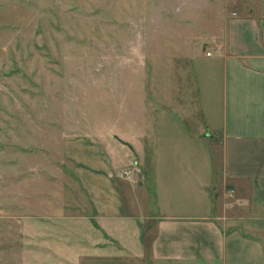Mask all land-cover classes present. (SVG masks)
Wrapping results in <instances>:
<instances>
[{
  "label": "rangeland",
  "instance_id": "obj_1",
  "mask_svg": "<svg viewBox=\"0 0 264 264\" xmlns=\"http://www.w3.org/2000/svg\"><path fill=\"white\" fill-rule=\"evenodd\" d=\"M258 3L0 0V264H144L118 247L88 246L82 234L94 242L95 225L74 220L79 212L65 202L74 185L62 144L115 140L133 152L126 136L136 138L140 126L152 140L156 113H197L196 91L208 116L200 127L191 118L181 127H198L214 144L222 136V74L206 54L225 45L228 19ZM145 143L146 158H132L119 177L152 175V141ZM173 154L186 167L197 163L185 147Z\"/></svg>",
  "mask_w": 264,
  "mask_h": 264
},
{
  "label": "crops",
  "instance_id": "obj_2",
  "mask_svg": "<svg viewBox=\"0 0 264 264\" xmlns=\"http://www.w3.org/2000/svg\"><path fill=\"white\" fill-rule=\"evenodd\" d=\"M227 21L225 45L206 54L222 74V136L214 144L198 128L208 110L197 91V113H156L152 140L140 126L132 133L136 138L126 136L133 152L115 140L65 138L74 185L65 202L79 212L74 220L95 225L94 242L82 234L90 248L118 247L144 264H264V0ZM188 118L197 134L181 127ZM169 125L178 133L168 134ZM145 141H152V175L119 177L132 158H146ZM181 147L197 155L195 167L174 157ZM146 235L152 237L148 251Z\"/></svg>",
  "mask_w": 264,
  "mask_h": 264
},
{
  "label": "built area",
  "instance_id": "obj_3",
  "mask_svg": "<svg viewBox=\"0 0 264 264\" xmlns=\"http://www.w3.org/2000/svg\"><path fill=\"white\" fill-rule=\"evenodd\" d=\"M135 171H139V169L137 168ZM126 176V178H128V179H131L130 177H131V175H125ZM137 177V175L135 176V178ZM130 181H132V179L130 180Z\"/></svg>",
  "mask_w": 264,
  "mask_h": 264
}]
</instances>
